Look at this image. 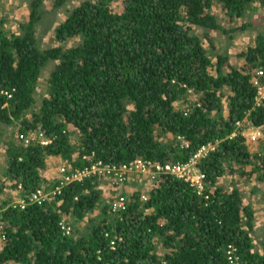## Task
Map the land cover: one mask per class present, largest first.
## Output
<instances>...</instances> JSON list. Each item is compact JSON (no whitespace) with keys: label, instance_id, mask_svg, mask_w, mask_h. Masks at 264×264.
<instances>
[{"label":"trees","instance_id":"1","mask_svg":"<svg viewBox=\"0 0 264 264\" xmlns=\"http://www.w3.org/2000/svg\"><path fill=\"white\" fill-rule=\"evenodd\" d=\"M68 1L55 0L53 10ZM113 1L81 0L71 9L55 29L61 43L79 38L70 46H41L44 0L30 1L29 21L19 34L0 18V143L9 179L31 193L45 183L47 156H60L70 171L89 164L85 156L113 165L136 158L187 163L203 146L217 144L198 162L214 192L199 193L168 175L147 201L135 192L120 215L103 204L100 180L93 177L72 182L42 204L5 203L0 264H231L229 245L236 248L237 264H264V244L260 250L254 242L253 206L239 186L228 191L219 183L229 171L264 180V138L263 153L253 154L238 128L249 120L264 129V100L258 102L252 80L254 68L264 69V32L242 52V68L227 52L212 57L205 43L215 49L212 31L230 40L251 27L246 22L227 28L215 5L231 24L264 0H122L121 12ZM52 64L46 95L34 111L40 79ZM190 89L195 101L188 98ZM180 101L187 107L178 108ZM39 125L52 140L47 145L24 147L7 133L13 126L27 134ZM70 125L78 132L76 142ZM157 129L172 139L164 142ZM180 137L189 145L180 146ZM6 186L0 181V194ZM86 217L85 226L63 233L64 218L71 224ZM159 245L169 249L164 257Z\"/></svg>","mask_w":264,"mask_h":264},{"label":"rangeland","instance_id":"2","mask_svg":"<svg viewBox=\"0 0 264 264\" xmlns=\"http://www.w3.org/2000/svg\"><path fill=\"white\" fill-rule=\"evenodd\" d=\"M30 1L31 0H0V18L6 19V26L12 33L19 34L21 32V24L27 23L29 21V16L31 12L30 8ZM81 0H69L66 7H63L58 10H53L54 2L55 0H44L45 2V9L47 10V13L44 15L43 19L38 24L39 29V36L41 37V46L42 47H50L55 46L59 44H66L68 46L73 45L75 43H78L79 38L71 39L68 42L61 43L58 41L55 37V29L58 27V25L63 22L71 13V9L75 7L77 4H79ZM112 7L116 12H121L123 10V3L122 0H114L112 2ZM255 10L250 11L249 16L247 15L245 18L238 19L235 23H229V18L225 14V12L222 10V7L220 5H215L214 9L216 13L219 15V20L221 23L226 26L227 28L230 27H237L241 23H250L251 27L248 28L245 32H238L233 34L232 39L229 40L226 35H224L221 32L218 31H212V36L214 38L215 42V49L212 48L209 43L206 41V47H208V52L212 57H215L216 53H223L227 52L230 56V61L236 65L237 67L242 68L244 65H246L245 56L242 57V52H247L248 48L252 45H254L255 39L259 32H264V6H257ZM215 59V58H214ZM53 64L49 66L42 74V77L40 79V85H39V95L38 100L36 102V108H34V111L38 110V107L41 105L42 98L46 95L47 92V81L49 77L50 71L53 69ZM261 67H256L254 69H258ZM229 94V92H228ZM188 98L191 101H195L196 98L193 94H189ZM261 103V102H259ZM178 108H185L187 107L188 103L186 102H178L177 103ZM228 105L229 101L226 99L224 101V109L226 113L228 112ZM28 117H32V113L28 115ZM239 131L241 130L243 135L246 138V143L249 147V150L251 153H263L262 150V143L261 140L258 142H249V134L253 131L252 123H250L248 120H244L243 122H240L238 124ZM19 126V125H18ZM70 130L73 131L71 140L73 142L78 141V132L75 131V127L73 125H70ZM238 131V132H239ZM18 132V127H10L8 129L7 133H16ZM17 134V133H16ZM157 135L158 137L163 140L164 142H168L172 139V136L169 134H164L157 129ZM237 131H235L231 137L236 136ZM179 139V138H178ZM177 139V140H178ZM179 143V142H178ZM180 145V143H179ZM1 149H0V181H4L8 187L11 189L9 191L10 196L8 198L5 196H0V208L2 209L4 207L5 202L9 200V205H13L20 201L23 198H26L25 193L22 192L21 189L15 187L16 181L10 180L7 175V155L4 156L2 154V147L5 149V146L0 143ZM66 162L63 161L61 164L59 163L57 167L64 166ZM58 171V170H57ZM60 172V171H59ZM3 174H5V179L2 180ZM236 176L237 181H234L233 184L237 185L240 184L239 187L242 190V194L244 198H246V203L251 204L254 208V215H255V230L253 232L254 236V242L256 244V247L260 250L263 249L264 244V180L258 179V174H253L251 177H248L244 172L241 174L240 172L237 174H232L230 171L219 179L220 185L224 187L226 190H230L229 187L232 184L231 179L232 177ZM59 178V177H58ZM53 180H47L45 182L46 189L50 190L53 188V186L56 184L57 179ZM144 181L140 182L139 179H136L134 183H130L128 188L124 189L125 194L130 198L133 195H135V192L137 190H140L143 188V185L145 184L146 180L143 178ZM102 186H104L105 189H108L110 187L109 183L103 181ZM111 188V187H110ZM109 188V189H110ZM214 188V187H213ZM215 189V188H214ZM6 192V191H5ZM2 194V193H1ZM5 194V193H3ZM26 194L28 192L26 191ZM111 196H113V192H111ZM3 197V198H2ZM131 199V198H130ZM104 202L103 204H106L109 206V198L108 196L103 198ZM111 210V209H110ZM100 211V208L97 209V212ZM71 222V225L73 228H81L86 225L88 221V217L81 221H77L76 219L69 220ZM1 238V235H0ZM3 239V238H1ZM4 241V240H3ZM169 249L164 247L163 245H159L158 247V254L160 257H164ZM6 264H17L14 262H9ZM20 264V263H18Z\"/></svg>","mask_w":264,"mask_h":264},{"label":"built area","instance_id":"3","mask_svg":"<svg viewBox=\"0 0 264 264\" xmlns=\"http://www.w3.org/2000/svg\"><path fill=\"white\" fill-rule=\"evenodd\" d=\"M253 83L258 88V102L264 100V69L258 68L252 72ZM194 92L190 89L189 94ZM255 128L249 134V142H258L264 138V129L254 126ZM46 131L43 129L42 125H39L35 130L29 131L27 134L18 133V138L23 142L24 146L30 144H41L47 145L52 142L51 139L47 138ZM178 142L180 146H188L189 142L184 138H179ZM217 144H208L203 146L187 163L179 162H169L160 163L152 160H144L142 158H136L129 163L123 165H113L110 163L103 162L101 160H96L92 156L88 158L90 163L82 168H76L71 170L70 166H61L59 171L61 176L58 178V184L52 189L48 190L45 186L39 188L38 190L26 194V190L23 188L22 184H18V188L24 190L26 198L21 199L17 203L13 204L15 207L24 208L30 203L42 204L46 200H54L63 193V189L71 184L72 182H81L85 179L97 177L100 180V188L103 181L109 183L110 191H108L109 205L112 212H120L123 215L127 211L130 198L124 192L125 188H128L130 183H134L136 179L140 182H146L143 188L137 190L141 192L140 199L145 202L149 198V193L152 188H154L158 181L165 176H173L177 179H181L188 182L190 185L195 187L199 193L209 190L214 192L213 186L208 184L205 173L199 168V160L206 156ZM104 191V186H102ZM113 192V196H111ZM107 197V196H106ZM5 208H0V214ZM61 229L64 234L71 235L73 232V227L66 218L60 222ZM115 242L112 241V244ZM228 258L231 264H237V254L236 248L233 245L228 246Z\"/></svg>","mask_w":264,"mask_h":264},{"label":"crops","instance_id":"4","mask_svg":"<svg viewBox=\"0 0 264 264\" xmlns=\"http://www.w3.org/2000/svg\"><path fill=\"white\" fill-rule=\"evenodd\" d=\"M249 121V120H248ZM250 122V121H249ZM251 123V122H250ZM255 127H254V125L252 126V128L251 129H254ZM17 133V132H16ZM16 133H15V135H16ZM0 149H1V146H0ZM2 154H4V156H6V152H5V149L2 147ZM46 162H47V168L44 170V171H42V176H43V178L45 179V182L47 181V180H53V179H56V178H58V177H60L61 176V174L59 173V167H57V165L60 163L61 164V162H63V160H62V158L60 157V156H47V158H46ZM7 167H8V165H7ZM58 170V171H57ZM5 179V174H3V177H2V180H4ZM234 181H237V178H236V176H234V177H232V179H231V182H232V184L230 185V187H229V191H231L232 190V188L235 186L234 184H233V182ZM7 185V184H6ZM240 184L238 183L236 186L238 187ZM43 186H45V183H44V185ZM129 187V186H128ZM101 189L103 190V194H102V197L104 198L105 196H108V191H110V189H108L107 191H104V189H103V187L101 186ZM241 189V188H240ZM11 189L8 187V185L5 187V190H4V192L3 193H5V194H0V196H3V197H7L8 198V196H10V193H9V191H10ZM6 191V192H5ZM242 191V190H241ZM22 192L24 193V190H22ZM2 197V198H3ZM246 198H244V200H245ZM10 201L9 200H7V202H5L6 204L7 203H9ZM245 202H246V200H245ZM253 208H255V206L253 207ZM153 210V209H152ZM152 212V211H151ZM256 227V226H255ZM3 245H4V241H3V239H1L0 238V250H2V248H3ZM18 264V263H17Z\"/></svg>","mask_w":264,"mask_h":264},{"label":"clouds","instance_id":"5","mask_svg":"<svg viewBox=\"0 0 264 264\" xmlns=\"http://www.w3.org/2000/svg\"><path fill=\"white\" fill-rule=\"evenodd\" d=\"M254 71V70H253ZM194 94V93H193ZM46 134V136H47V138H49L50 139V137L47 135V133H45ZM16 138L18 139V141L23 145V142L22 141H20V139L18 138V132H17V134H16ZM24 146V145H23ZM24 147H27V146H24ZM75 156H77V155H75ZM63 160V159H62ZM64 161V160H63ZM66 162V161H65ZM67 166H70V164L68 163V162H66L65 163ZM71 167V166H70ZM60 173V172H59ZM58 184V179H57V182H56V185ZM55 185V186H56ZM54 187V186H53Z\"/></svg>","mask_w":264,"mask_h":264}]
</instances>
